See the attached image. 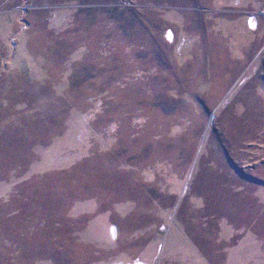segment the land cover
Wrapping results in <instances>:
<instances>
[{
  "label": "rangeland",
  "instance_id": "rangeland-1",
  "mask_svg": "<svg viewBox=\"0 0 264 264\" xmlns=\"http://www.w3.org/2000/svg\"><path fill=\"white\" fill-rule=\"evenodd\" d=\"M0 264H264V0H0Z\"/></svg>",
  "mask_w": 264,
  "mask_h": 264
}]
</instances>
